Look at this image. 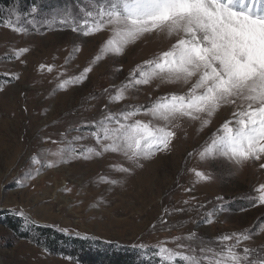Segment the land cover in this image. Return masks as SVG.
I'll return each mask as SVG.
<instances>
[{
  "label": "rangeland",
  "instance_id": "1",
  "mask_svg": "<svg viewBox=\"0 0 264 264\" xmlns=\"http://www.w3.org/2000/svg\"><path fill=\"white\" fill-rule=\"evenodd\" d=\"M113 2L63 0L27 12L11 8L0 16V264H80L18 237L6 215L133 251L155 264H165L161 248L199 258L208 254L201 253L202 247L220 251L221 236L245 233L251 238L240 250L250 249L249 261L260 264L264 205L257 203L255 190L264 184V159L237 166L223 156L200 158L221 125L232 119L231 106L222 107L203 128L198 121H181L169 149L143 161L130 175L114 170L123 163L116 154L56 163L53 153L61 149L81 153L96 146L89 129L105 110L147 107L160 96L186 91L153 82L130 91L121 103H109L137 65L168 50L176 39L153 33L121 56L106 54L96 61L111 33L85 36L83 21L91 22ZM9 22L24 32L12 31ZM25 48L29 51L17 58ZM89 66L93 70L82 83L60 88L63 80ZM79 135L87 138L76 141ZM197 170L209 179L199 180ZM112 180L117 183L108 182ZM179 262L177 257L171 264Z\"/></svg>",
  "mask_w": 264,
  "mask_h": 264
},
{
  "label": "snow or ice",
  "instance_id": "2",
  "mask_svg": "<svg viewBox=\"0 0 264 264\" xmlns=\"http://www.w3.org/2000/svg\"><path fill=\"white\" fill-rule=\"evenodd\" d=\"M87 15L93 17L92 12ZM83 25L85 36L104 30L111 33L96 61L106 54L123 55L128 46L146 35L176 38L168 50L137 65L128 80L109 96V103H121L129 98L130 91L153 82L158 86L179 85L186 91L160 96L147 107L105 110L89 129L96 146L81 153L75 148L61 149L53 153L58 157L57 164L78 157L116 154L123 163L115 165L114 170L130 175L144 166L143 161L169 149L181 121H198L203 128L226 106L233 108L232 119L221 125L200 152L201 160L223 156L243 166L264 159V0H114ZM6 26L24 32L11 22ZM28 51L20 49L17 58ZM41 67L53 71L52 66ZM92 70V66L86 67L78 76L63 80L60 88L82 83ZM86 138L79 135L74 139ZM194 175L199 180L209 179L198 170ZM255 191L257 203L264 205V184ZM250 238L245 233L223 235L219 238L223 245L220 251L202 247L201 253L208 254L199 258L168 248L159 251L165 264L177 257L181 264H251V250H240V244Z\"/></svg>",
  "mask_w": 264,
  "mask_h": 264
},
{
  "label": "trees",
  "instance_id": "3",
  "mask_svg": "<svg viewBox=\"0 0 264 264\" xmlns=\"http://www.w3.org/2000/svg\"><path fill=\"white\" fill-rule=\"evenodd\" d=\"M63 0H0V16L11 8L27 12L29 8L61 4ZM2 77H0V84ZM8 217V218H7ZM7 225L22 239L34 241L45 247L50 254L73 258L80 264H155L144 261L140 255L121 249H111L91 240L68 236L55 230L28 225L18 217L5 216ZM95 244V246L93 245ZM119 250V251H117ZM181 264V262H179Z\"/></svg>",
  "mask_w": 264,
  "mask_h": 264
}]
</instances>
